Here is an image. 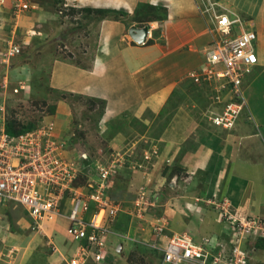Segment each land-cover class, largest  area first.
<instances>
[{
  "label": "rangeland",
  "instance_id": "374dc122",
  "mask_svg": "<svg viewBox=\"0 0 264 264\" xmlns=\"http://www.w3.org/2000/svg\"><path fill=\"white\" fill-rule=\"evenodd\" d=\"M2 1L4 3L7 0ZM25 1L34 3L35 7L24 12L25 17L18 20L19 26L15 33L13 30L17 25V15L20 14L14 11L17 9L11 7L9 11V7L7 15L0 14V30H3V33L0 31V106L5 105V122L15 123L19 129L34 128L44 119L56 122L52 117L57 112V103L60 100L68 102L73 112L71 130L68 135L66 133L67 139L60 137L66 142L69 153L74 156H78L79 152L88 155L83 161L79 183L87 184L90 173H94L93 163L97 158L106 167H114L116 171L113 172L109 194L113 201L122 203L123 211L136 218L133 221L132 217L125 216L120 226L123 230L130 226L133 230L137 229L138 233L132 236L110 234L117 238L107 239L103 250L104 253L105 250H111L112 254L109 255L110 259L105 254L106 263L158 264L160 251L149 244L153 239V224L160 222L167 227L162 243L175 233H188L198 241L206 236L228 240L231 229L225 222H218L215 216L211 219L215 229L205 233L202 228L203 218L198 216L191 205L197 200L194 196L204 189L205 173L188 174L182 168V160L167 155L163 157L164 146L160 142L165 127L181 110L192 116L200 130L210 128L211 123L215 124L213 117L220 114L225 105V101L218 102L216 98L215 84L205 80L196 81L188 76L175 89L174 98L168 100L164 109L157 113L149 112L145 116V123L138 117L127 114L118 117L116 125L122 131L128 129L125 142L118 147H112L108 141L114 130L109 128L108 132L102 134L98 127L101 113L94 111V107L102 108L103 99L83 100L80 107V95L60 92L50 85L52 66L57 58L81 65L92 62L100 21L120 20L129 26L128 21L131 19L139 24L141 22V27L147 25L150 29L155 27L152 22L160 21L161 31V22L167 19L168 8L162 4H151L148 0H138L134 13L130 15L122 10L76 5L68 0ZM214 1L221 4L224 10L252 23L250 26H254L255 32L260 36L257 48L261 65L244 81L242 89L246 105L239 120L241 122L246 116L249 117L251 123L264 135V21L260 28L261 24H258L256 18L239 8L236 0ZM202 3L196 0L200 13ZM120 11L125 14H119ZM12 44L22 45V52L9 57L7 49ZM203 63L204 57L200 66L190 71V74L201 71ZM222 97L224 98L223 93ZM216 126L222 130H230ZM55 133L59 135V132ZM139 199L143 201L140 204L144 214L142 218L139 210L137 212ZM9 206L0 207L1 227L7 230L10 228L14 235L10 240L12 244L4 241L8 247L3 264H67V260L76 257L79 246L76 249L69 247L72 242L67 234V220L53 217L37 231L32 229L29 215L23 206L17 205L14 209ZM211 210L217 214L215 206ZM74 245L71 247H75ZM244 248L250 254L251 264H264V250L255 248L250 241L245 243ZM56 254L59 258H55ZM81 255L86 259L83 253Z\"/></svg>",
  "mask_w": 264,
  "mask_h": 264
},
{
  "label": "crops",
  "instance_id": "0c3cea01",
  "mask_svg": "<svg viewBox=\"0 0 264 264\" xmlns=\"http://www.w3.org/2000/svg\"><path fill=\"white\" fill-rule=\"evenodd\" d=\"M68 1L76 5L122 10L130 15L134 13L138 2V0ZM2 2L0 0L1 15H7L9 7V11L11 7L15 8V0ZM148 2L167 7L168 17L161 22V31L160 21L152 22L155 27L148 33L145 43L139 44L129 35L132 25L141 27L139 22L130 19L127 26L126 22L106 19L98 23V42L91 63L81 65L57 58L51 70L50 85L57 91L80 95L78 102L80 107L83 100L103 99L102 108L94 107V111L98 110L101 113L98 127L102 134L108 132L109 128L114 130L108 140L112 147L123 144L128 131L119 129L116 120L127 114L138 117L145 123V116L149 112L157 113L158 110L164 109L168 100L174 98L175 89L190 76V71L198 68L204 57V48L212 39L196 0H148ZM236 3L252 18H256L261 28L264 21L262 18L264 0H236ZM29 4L31 8L35 7L34 3ZM28 10L20 12L21 15L18 13L14 33L19 26L18 20L24 18V12ZM0 31L3 33V30ZM258 37L260 39L259 34ZM57 106V112L52 117L57 123L56 132L67 139L66 133L68 135L71 130L70 121L73 118L72 107L63 100H60ZM167 125L160 138L164 146L163 157L167 155L182 160V168L188 174L205 173L204 189L194 196L197 202L193 201L191 204L198 216L203 218L201 226L205 233L215 229L211 220L215 216L217 221L221 222L218 212L216 214L211 210L214 207L211 201L214 199L217 201L227 199L233 206L240 207L250 214L261 212L264 207V135L251 123L249 117L246 116L240 124L237 123L234 129L222 130L211 123L210 128L200 130L199 124L194 123L192 116L181 110ZM69 155L74 156L71 152ZM10 206L13 209L18 207L13 204ZM125 216L133 218L126 211H122L112 226L111 235L132 236L138 233L137 229L133 230L130 226L123 230L120 225ZM51 222L53 223V220ZM111 235L108 236V240L114 238ZM13 236L10 228L7 230L0 225V238L4 239L0 241L5 246L12 244ZM58 241L60 242V239ZM254 241L250 240V244H255ZM71 242L69 246L71 249L79 246L78 242L73 240ZM72 245L75 247L72 248ZM105 251L107 258L110 259L112 251ZM55 258H59V255L56 254ZM86 264H93V260L88 258Z\"/></svg>",
  "mask_w": 264,
  "mask_h": 264
},
{
  "label": "built area",
  "instance_id": "2783aa9c",
  "mask_svg": "<svg viewBox=\"0 0 264 264\" xmlns=\"http://www.w3.org/2000/svg\"><path fill=\"white\" fill-rule=\"evenodd\" d=\"M199 1L203 2L201 14L207 20L212 39L203 51V69L191 72L190 76L215 84L216 98L218 102L225 101V105L213 121L223 128L234 129L246 105L244 81L261 65L258 35L254 26H250L252 23L224 10L217 1ZM31 7L25 0H15L17 13ZM7 50V55L13 57L22 52V45L12 44ZM5 119V105H1L0 207L23 206L32 229L37 231L48 219L65 218L68 236L79 243L76 257L68 264H86L88 258L93 264H107L103 249L123 211L122 203L113 201L109 194L114 167L96 160L87 184H80L83 161L88 155L81 152L78 156L69 155L67 144L55 133L54 120L44 119L30 130L11 135ZM142 199L137 201L140 217L144 215ZM211 204L231 229L228 240L206 236L198 241L188 233H175L162 243L167 227L161 222L152 223L153 240L149 245L160 251L158 264H251L244 245L252 239H264V207L259 214H250L227 199H214ZM6 250L0 241V264L4 263ZM82 253L86 259L81 257Z\"/></svg>",
  "mask_w": 264,
  "mask_h": 264
},
{
  "label": "trees",
  "instance_id": "16d2710c",
  "mask_svg": "<svg viewBox=\"0 0 264 264\" xmlns=\"http://www.w3.org/2000/svg\"><path fill=\"white\" fill-rule=\"evenodd\" d=\"M119 14L124 15L125 13L120 11ZM140 24H142V23L140 22ZM32 128L33 127H31V128H29V127L28 128H19L18 129V128H16L15 123H10V124L9 123L8 124L6 123V130L11 135L19 134V133L25 132L27 130H30ZM118 128L121 129L120 126H118ZM254 242H255L254 246L257 249L264 250V239L263 238H256V240Z\"/></svg>",
  "mask_w": 264,
  "mask_h": 264
},
{
  "label": "water",
  "instance_id": "95a60500",
  "mask_svg": "<svg viewBox=\"0 0 264 264\" xmlns=\"http://www.w3.org/2000/svg\"><path fill=\"white\" fill-rule=\"evenodd\" d=\"M129 33L134 41H136L139 44H143L146 42L147 35L149 33V26H143L139 27L136 25H133L129 29Z\"/></svg>",
  "mask_w": 264,
  "mask_h": 264
}]
</instances>
